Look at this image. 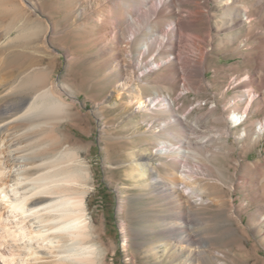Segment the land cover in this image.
I'll return each instance as SVG.
<instances>
[{"label": "rangeland", "instance_id": "rangeland-1", "mask_svg": "<svg viewBox=\"0 0 264 264\" xmlns=\"http://www.w3.org/2000/svg\"><path fill=\"white\" fill-rule=\"evenodd\" d=\"M11 1L0 17V125L30 106L60 111L48 123L87 173L76 191L92 264H264V0H173L174 14L133 36L142 0ZM101 19H121L117 40L99 33ZM202 50V73L180 74ZM245 86L254 100L234 124ZM21 133L2 129L23 150L41 147L36 131ZM190 190L201 200L185 199ZM53 255L40 264H57Z\"/></svg>", "mask_w": 264, "mask_h": 264}, {"label": "bare ground", "instance_id": "bare-ground-1", "mask_svg": "<svg viewBox=\"0 0 264 264\" xmlns=\"http://www.w3.org/2000/svg\"><path fill=\"white\" fill-rule=\"evenodd\" d=\"M11 4H14L11 0H0L1 18H5L12 11ZM140 4L134 10L138 14V22L133 21L131 17L128 18L129 22L133 23V28L129 26V30L127 29L130 36H133L135 32H140L141 26H146L151 19L157 20L163 15H172L176 11L173 0H156V2L154 0H142ZM120 21L121 19H117L116 22L112 23L108 19H101L99 33H106L105 36L117 40L118 31L116 27L120 24ZM90 22L96 23L97 21L92 19ZM182 24L181 21L174 24L177 33H180L178 29ZM156 39V36L152 34L149 38V44L144 46L145 52L150 49ZM167 39L168 36L165 34L158 38V41L163 43ZM204 40L209 41L210 35H207ZM200 54V61L198 60L199 62L196 64L188 65V63L182 64L180 62L178 72L184 75L198 70L199 73H202L203 68L198 65L204 63L203 59H205L206 52L202 50ZM113 59L118 62L119 56L117 53L113 55ZM177 60L183 61L180 57H177ZM121 66H125V64L119 63L117 69L119 70ZM127 80L130 82L131 78H126L125 81ZM35 81L37 80L33 79L29 83ZM250 91L249 86L245 88L248 103L244 113L233 119L234 124L240 123L242 118L247 116L245 111L251 107L254 100L253 94L250 95ZM38 95L36 97L41 98V100L45 95L47 96L43 92ZM33 102L35 103V101ZM160 102L161 106L168 110L171 109V103L167 98L161 99ZM59 112H53L49 109L48 111L39 112L30 106L11 121L0 125V206L1 204L4 206L5 211L4 209L3 211L6 213L5 218L0 217L1 264H13L14 262H17V264L44 263V261L47 262L45 259L48 255H53L52 250L57 251L59 248L64 250L61 255H53L57 264H92V261H96L95 257L90 259L83 252V250L91 248V246H85L87 243L84 242L92 236L93 227L90 226L87 219L85 195L82 190L76 191L83 188H81V182H84L83 178L87 173H82V169H79L78 161L72 149L67 148L66 145L60 148L55 147L61 146L63 141H61L60 135L55 132L58 125H49L50 123H48V120L55 118L57 115L59 116ZM64 114L67 116V113ZM9 124H14L16 128L21 129L23 133L20 136L25 139V133L29 134L36 131L35 138L41 147L34 150H23L19 141H11V138H5L2 129H5ZM48 146H52V148L48 149ZM163 149L162 147L160 152ZM140 168L144 174L148 165H141ZM156 181L161 183L159 179H156ZM183 194L184 198L189 196L201 200L199 192L190 190L188 193L183 192ZM178 229L180 234L185 232L181 225L178 226ZM6 244L9 245V249L8 246L6 247L8 251H4ZM163 246L166 247L165 251L171 250L169 246ZM1 247H3V250ZM92 249L94 250V248Z\"/></svg>", "mask_w": 264, "mask_h": 264}]
</instances>
